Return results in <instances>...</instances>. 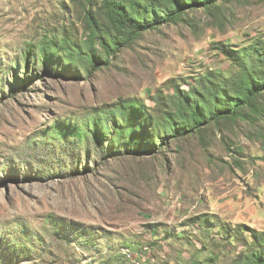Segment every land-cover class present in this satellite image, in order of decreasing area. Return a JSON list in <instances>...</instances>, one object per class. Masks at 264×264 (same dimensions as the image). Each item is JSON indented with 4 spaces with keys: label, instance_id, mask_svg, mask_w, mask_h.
Instances as JSON below:
<instances>
[{
    "label": "rangeland",
    "instance_id": "obj_1",
    "mask_svg": "<svg viewBox=\"0 0 264 264\" xmlns=\"http://www.w3.org/2000/svg\"><path fill=\"white\" fill-rule=\"evenodd\" d=\"M82 4L0 0V264H191L214 253L213 264H231L252 234L219 232L208 202L230 185H264V119L225 120L155 156L105 160L94 144L73 151L72 139L51 132L134 98L154 107L159 94L188 89L182 81L207 72L236 73L220 48L264 36V0L189 11L145 32L101 70L43 74L37 56L45 41L89 42ZM95 49L105 59L99 42ZM205 217L214 228L202 226Z\"/></svg>",
    "mask_w": 264,
    "mask_h": 264
},
{
    "label": "trees",
    "instance_id": "obj_2",
    "mask_svg": "<svg viewBox=\"0 0 264 264\" xmlns=\"http://www.w3.org/2000/svg\"><path fill=\"white\" fill-rule=\"evenodd\" d=\"M223 1L226 0H83L89 42L74 46L66 39L45 41L38 49L37 61L41 58L43 74L54 70L61 75L67 68L79 75L81 71L101 70L110 64V57L129 47L145 32L175 24L189 11L211 9ZM95 7L100 8L107 21V30L96 16ZM97 42L105 59L98 58ZM220 50L228 56L236 73L211 71L195 78L194 83L182 81L188 89L181 84L174 86L172 93H161L155 98L154 107L138 98L122 101L114 109L91 118L56 125L52 136L66 143L72 139L73 151L84 148L89 152L94 144L102 160L122 154L155 156L169 148L174 139L192 136L212 124L264 119V36L240 49L221 47ZM31 52L27 53V62ZM57 68H63V73ZM215 218L223 224L219 232L224 231L231 238L235 236L233 232L252 234L253 240L246 241L245 250L231 264H264V231L246 225L234 227L220 217ZM213 224L207 217L202 218L204 228L212 229ZM120 258L121 255L111 260ZM218 258L214 253L207 257V263L194 260L191 264H213Z\"/></svg>",
    "mask_w": 264,
    "mask_h": 264
},
{
    "label": "crops",
    "instance_id": "obj_3",
    "mask_svg": "<svg viewBox=\"0 0 264 264\" xmlns=\"http://www.w3.org/2000/svg\"><path fill=\"white\" fill-rule=\"evenodd\" d=\"M230 185L208 202L209 213L231 225H249L264 231V185ZM206 210V209H205Z\"/></svg>",
    "mask_w": 264,
    "mask_h": 264
}]
</instances>
